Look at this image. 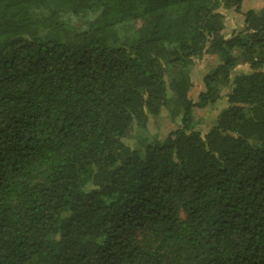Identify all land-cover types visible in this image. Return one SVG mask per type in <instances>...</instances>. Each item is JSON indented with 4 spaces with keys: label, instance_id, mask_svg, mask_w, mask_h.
<instances>
[{
    "label": "trees",
    "instance_id": "1",
    "mask_svg": "<svg viewBox=\"0 0 264 264\" xmlns=\"http://www.w3.org/2000/svg\"><path fill=\"white\" fill-rule=\"evenodd\" d=\"M243 1L0 0V264H264V7L224 35ZM162 112L163 142L125 143Z\"/></svg>",
    "mask_w": 264,
    "mask_h": 264
},
{
    "label": "rangeland",
    "instance_id": "2",
    "mask_svg": "<svg viewBox=\"0 0 264 264\" xmlns=\"http://www.w3.org/2000/svg\"><path fill=\"white\" fill-rule=\"evenodd\" d=\"M264 7V0H244L240 13L229 11L227 15V25L224 35L226 37L244 28V14L249 10L258 11ZM216 57L205 56L202 60L197 61L192 75L193 89L191 98L196 101L200 92L203 91V77L218 65ZM249 65L240 64L236 67L235 72H249ZM234 72V73H235ZM224 101L217 102L214 106L204 110H196L194 118L197 129L205 134L216 116L224 108ZM174 130V125L170 122L167 114L162 112L157 118L152 119L147 130L141 131L138 128L133 129L125 139V143L131 147H141L144 142L157 140L163 142L168 134Z\"/></svg>",
    "mask_w": 264,
    "mask_h": 264
}]
</instances>
